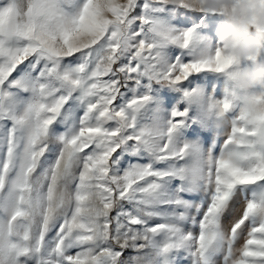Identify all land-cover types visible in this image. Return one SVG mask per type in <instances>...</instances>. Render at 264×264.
I'll return each instance as SVG.
<instances>
[{
    "label": "snow or ice",
    "instance_id": "1",
    "mask_svg": "<svg viewBox=\"0 0 264 264\" xmlns=\"http://www.w3.org/2000/svg\"><path fill=\"white\" fill-rule=\"evenodd\" d=\"M219 23L0 0V264H264V86Z\"/></svg>",
    "mask_w": 264,
    "mask_h": 264
},
{
    "label": "clouds",
    "instance_id": "2",
    "mask_svg": "<svg viewBox=\"0 0 264 264\" xmlns=\"http://www.w3.org/2000/svg\"><path fill=\"white\" fill-rule=\"evenodd\" d=\"M193 7L220 17L218 43L238 62V85L242 89L264 86V58L247 62L264 47V4L260 0H193Z\"/></svg>",
    "mask_w": 264,
    "mask_h": 264
}]
</instances>
